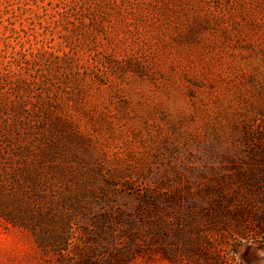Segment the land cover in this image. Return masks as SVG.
Wrapping results in <instances>:
<instances>
[{"label":"rangeland","instance_id":"obj_1","mask_svg":"<svg viewBox=\"0 0 264 264\" xmlns=\"http://www.w3.org/2000/svg\"><path fill=\"white\" fill-rule=\"evenodd\" d=\"M264 0H0V264H262Z\"/></svg>","mask_w":264,"mask_h":264},{"label":"trees","instance_id":"obj_2","mask_svg":"<svg viewBox=\"0 0 264 264\" xmlns=\"http://www.w3.org/2000/svg\"><path fill=\"white\" fill-rule=\"evenodd\" d=\"M246 169L249 171L258 170L262 172L260 178L254 179L251 184L249 182L247 187H252L257 194L264 196V157L250 160L246 162ZM257 209L252 210L248 206L240 207L237 216L234 214V220H237L236 224L241 227L242 230H250L255 239H260V242L264 243V205L259 208V211L255 212Z\"/></svg>","mask_w":264,"mask_h":264},{"label":"water","instance_id":"obj_3","mask_svg":"<svg viewBox=\"0 0 264 264\" xmlns=\"http://www.w3.org/2000/svg\"><path fill=\"white\" fill-rule=\"evenodd\" d=\"M261 260H262V261H261V262H262V264H264V257H262V258H261Z\"/></svg>","mask_w":264,"mask_h":264}]
</instances>
